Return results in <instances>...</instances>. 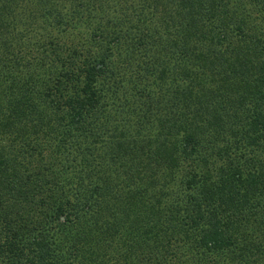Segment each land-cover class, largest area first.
<instances>
[{
    "label": "trees",
    "instance_id": "1",
    "mask_svg": "<svg viewBox=\"0 0 264 264\" xmlns=\"http://www.w3.org/2000/svg\"><path fill=\"white\" fill-rule=\"evenodd\" d=\"M0 264H264V0H0Z\"/></svg>",
    "mask_w": 264,
    "mask_h": 264
},
{
    "label": "rangeland",
    "instance_id": "2",
    "mask_svg": "<svg viewBox=\"0 0 264 264\" xmlns=\"http://www.w3.org/2000/svg\"><path fill=\"white\" fill-rule=\"evenodd\" d=\"M39 29V28H38Z\"/></svg>",
    "mask_w": 264,
    "mask_h": 264
}]
</instances>
